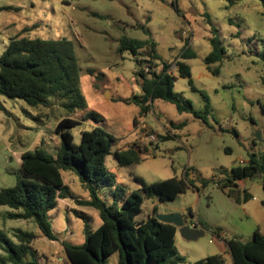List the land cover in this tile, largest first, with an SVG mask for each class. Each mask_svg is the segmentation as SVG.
Instances as JSON below:
<instances>
[{
  "label": "rangeland",
  "instance_id": "obj_1",
  "mask_svg": "<svg viewBox=\"0 0 264 264\" xmlns=\"http://www.w3.org/2000/svg\"><path fill=\"white\" fill-rule=\"evenodd\" d=\"M2 7L12 9L0 11V55L16 36L29 40L66 39L73 44L85 108L72 115L80 122L69 130L72 144L78 146L83 132L96 128L112 135L115 142L105 157V166L115 176V185L127 192L139 191L136 178L149 184L186 175L189 186L184 194L167 201L143 195L141 213L136 218L146 220L156 208L155 218L181 214L190 216V222L206 226L204 236L193 241L176 235L177 256L184 258L179 264L217 255L216 242L210 243L215 229H220L225 238H235L243 244L251 241L256 230L264 235V192L260 180L223 187L231 168L239 166L240 160L246 164L249 155L264 154L261 0H0ZM212 29L217 30L216 36L225 50L222 60L209 66L218 70L217 75L209 72L203 62L212 49ZM124 36L156 41L159 52L173 58L169 69L172 74L176 69L174 58L181 48L189 47L196 54L184 61L190 67L196 91L190 88L188 79L177 74L173 92L181 101L191 102L198 118L188 112L180 114L175 105L162 100H155L147 113H140L139 107L129 102L141 94L138 71L145 69L149 60L139 55V68L129 52L118 53V42ZM200 92L209 98L212 110L208 114ZM0 102L5 108L0 111L3 189L13 187L16 178L23 175L18 163L23 153L44 149L50 156L56 155L59 140L54 128L64 113L57 98L38 108L3 97ZM91 113L98 120L86 118ZM181 124L184 126L176 128ZM131 144L140 146V161L118 167L113 153ZM62 176L71 197L59 201L48 216L57 241L47 240L32 221L6 219L9 210L0 206V230L14 242L19 231L32 233V255L27 259L32 261L35 255L38 264H70L62 243L80 245L86 229L95 231L100 224L94 209L76 204V200L88 197L77 177L72 173ZM106 190L104 200L109 202L111 193ZM246 192L250 198L244 201ZM0 254L3 255L1 250ZM117 260L113 254L107 264H117Z\"/></svg>",
  "mask_w": 264,
  "mask_h": 264
},
{
  "label": "trees",
  "instance_id": "obj_2",
  "mask_svg": "<svg viewBox=\"0 0 264 264\" xmlns=\"http://www.w3.org/2000/svg\"><path fill=\"white\" fill-rule=\"evenodd\" d=\"M261 3L264 7V0ZM11 9L2 7L0 11ZM212 33L209 41L211 52L203 59L206 66L220 62L225 53L216 36L217 30L212 29ZM117 52H129L139 68L142 67L139 55L143 54L149 60L144 71H138L141 94L129 101L139 107L140 113H147L155 100H162L175 105L178 113L188 112L198 118L191 102L181 101L173 92L176 78L169 74L170 64L157 54L156 44L151 38L138 41L124 36L118 42ZM195 56L185 46L179 60L175 62L178 77L188 79L192 90L190 67L184 61ZM213 74H216L215 71ZM79 84L78 61L73 44L66 39L29 40L16 36L0 55V97L23 101L32 108L45 107L50 100L57 98L61 101L64 113L54 128L59 140L56 155L50 156L44 149L23 153L18 160L23 175L16 178L13 187L0 189V206L9 210L6 219L32 221L47 240L57 241L48 216L59 201L71 197L70 188L64 183L62 175L72 173L88 193L87 200H76V204L94 209L101 225L92 232L86 229L84 242L80 245L62 243L70 264H107L113 254L117 255V264L184 262V258L177 256L175 249L176 228L159 222L155 218L156 208L146 220L137 221L136 218L141 213L143 195L167 201L184 194L189 186L186 175L149 184L136 178L135 181L141 186L139 191L127 192L122 186L115 185V176L105 166V157L110 154L111 145L115 142L112 135L96 128L91 132H83L78 146L72 144L69 130L80 124L72 115L85 108ZM201 96L205 103L204 111L208 114L212 110L209 99L203 93ZM0 111H5L1 102ZM86 118L98 120V116L93 113ZM181 126L184 125L176 128ZM140 153V146L133 144L124 150H116L113 157L117 166L122 167L138 163ZM252 179L260 180L264 192V154L259 157L251 154L246 164L231 168L223 187ZM106 189L111 193L109 202L104 200ZM249 198L245 193L243 200ZM74 214L82 219L77 211ZM199 225L207 229L203 223ZM219 232L220 229L214 231L216 235ZM33 239L32 233L19 231L14 242L0 230V250L3 253L0 254V264H38L35 255L32 261L27 259V256L32 255L30 244ZM222 240L232 264H264V235L258 230L254 231L251 241L246 244L235 238ZM192 264H225V259L217 254Z\"/></svg>",
  "mask_w": 264,
  "mask_h": 264
},
{
  "label": "water",
  "instance_id": "obj_3",
  "mask_svg": "<svg viewBox=\"0 0 264 264\" xmlns=\"http://www.w3.org/2000/svg\"><path fill=\"white\" fill-rule=\"evenodd\" d=\"M257 139H260L259 135ZM156 219L161 223L173 225L178 229L181 237L187 241H193L204 236L205 230L203 228H193L189 224L190 216L185 218L181 214L156 215Z\"/></svg>",
  "mask_w": 264,
  "mask_h": 264
},
{
  "label": "crops",
  "instance_id": "obj_4",
  "mask_svg": "<svg viewBox=\"0 0 264 264\" xmlns=\"http://www.w3.org/2000/svg\"><path fill=\"white\" fill-rule=\"evenodd\" d=\"M152 39V38H151ZM153 40V39H152ZM154 41V40H153ZM155 42V44H156V52H157V54L161 57V59L163 60V61H165V62H167L168 64H170V67H171V61H173V58H172V56L171 57H168L167 55H163V54H161L160 52H159V50H158V48H159V46H158V43L156 42V41H154ZM185 47V46H184ZM184 47L183 48H181V52H182V50L184 49ZM181 52L179 53V55L177 56V57H175L174 58V61L176 62V61H178L179 60V58H180V55H181ZM211 52V51H210ZM209 52V53H210ZM196 55V54H195ZM185 61H187V60H185ZM175 62H174V64H175ZM185 64L186 65H188L186 62H185ZM189 66V65H188ZM175 68H176V66H175ZM170 69V68H169ZM206 69L209 71V72H211L212 74H213V71H215V73L216 74H214V75H217V73H218V70L217 69H214V70H211L210 69V67L209 66H206ZM191 71V70H190ZM169 74H171V75H173V76H175L176 77V75H177V70L175 69L174 70V73L172 74V73H170V71H169ZM137 84H138V82H137ZM194 87V86H193ZM193 91H196V89H195V87H194V90ZM108 94H109V96H110V98H111V93L110 92H107ZM202 92H200V94H201ZM140 95V94H139ZM209 99V98H208ZM211 106V105H210ZM138 122V121H137ZM168 131V130H167ZM132 145V144H131ZM149 147H150V145H149ZM62 178H63V176H62ZM243 181H245V180H243ZM243 181H239L238 183H241V182H243ZM246 194L248 195V196H250V194L249 193H247L246 192ZM85 199V198H84ZM86 200H87V198H86ZM151 217V216H150ZM149 218V217H148ZM189 224L191 225V226H193L194 228H201V226L199 225V223H193V222H190L189 221ZM101 225V221H100V224L98 225V227ZM97 227V228H98ZM178 234V229H176V234H175V237H176V235ZM219 235H221V237H222V239L223 238H225V235H224V233L221 231V232H219L218 233ZM216 235V234H215ZM214 242H216V244H217V248H218V251H219V255H222L223 257H224V259H225V264H232V262H231V257H230V255H229V253H228V251H227V248H226V246H225V244H224V242H223V240H216V241H214Z\"/></svg>",
  "mask_w": 264,
  "mask_h": 264
},
{
  "label": "built area",
  "instance_id": "obj_5",
  "mask_svg": "<svg viewBox=\"0 0 264 264\" xmlns=\"http://www.w3.org/2000/svg\"><path fill=\"white\" fill-rule=\"evenodd\" d=\"M145 72H146V70H145ZM149 138H150V140L151 141H154L155 140V137L154 136H149ZM241 165L242 164H244V161H242V160H240V162H239ZM193 227V226H192ZM194 228V227H193ZM216 240H222V237H221V235H215V238L213 239V240H210V243H213L214 241H216Z\"/></svg>",
  "mask_w": 264,
  "mask_h": 264
},
{
  "label": "flooded vegetation",
  "instance_id": "obj_6",
  "mask_svg": "<svg viewBox=\"0 0 264 264\" xmlns=\"http://www.w3.org/2000/svg\"><path fill=\"white\" fill-rule=\"evenodd\" d=\"M186 218V217H185Z\"/></svg>",
  "mask_w": 264,
  "mask_h": 264
}]
</instances>
